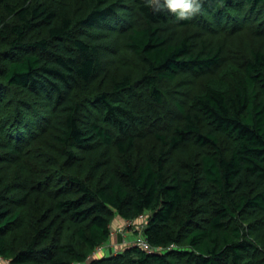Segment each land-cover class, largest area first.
I'll list each match as a JSON object with an SVG mask.
<instances>
[{
  "label": "trees",
  "instance_id": "trees-1",
  "mask_svg": "<svg viewBox=\"0 0 264 264\" xmlns=\"http://www.w3.org/2000/svg\"><path fill=\"white\" fill-rule=\"evenodd\" d=\"M190 2L0 0L10 264H264V0Z\"/></svg>",
  "mask_w": 264,
  "mask_h": 264
},
{
  "label": "rangeland",
  "instance_id": "rangeland-1",
  "mask_svg": "<svg viewBox=\"0 0 264 264\" xmlns=\"http://www.w3.org/2000/svg\"><path fill=\"white\" fill-rule=\"evenodd\" d=\"M207 36H208V40H210V41L216 42V41L222 40L221 39L222 38L221 37L222 33H218V34L209 33ZM239 39L240 38H239L238 35H235V36H232V37H225L223 39V40L226 41L225 42V50H226L225 51L226 52L225 55H226V57L229 58L230 54H233L232 56H236L237 55L236 52L232 53L233 50L237 51L238 53L244 51V46H242L241 41ZM188 85H189V83L188 84L187 83H181L179 88L185 90V89L189 88ZM172 95L173 94L171 93V96ZM144 221H145V216H143L142 218H139L137 221H135L132 224H127V223L123 222L120 225V228H122V230L124 231L125 238L127 240L126 242L131 243L134 240V237H135V234H136L135 231H134L135 230V226L136 225L141 226L144 223ZM114 225H115V222H114ZM112 229H113V227H112ZM120 249H122V248H120ZM105 250L107 251V253H115V252L119 251V250L113 251V248H110V247H106Z\"/></svg>",
  "mask_w": 264,
  "mask_h": 264
},
{
  "label": "built area",
  "instance_id": "built-area-1",
  "mask_svg": "<svg viewBox=\"0 0 264 264\" xmlns=\"http://www.w3.org/2000/svg\"><path fill=\"white\" fill-rule=\"evenodd\" d=\"M135 221H127L125 223L127 224H132L134 223ZM142 225L139 226V225H136L135 226V232H137L135 234V237H134V240L131 242V243H135L136 245L140 246L141 248H143L144 250L146 251H151L153 250L152 247L149 245V243L147 242V240L144 238V236L142 235L141 233V230H142ZM115 233H119V235L123 238V243H125L127 240L125 238V234H124V231L122 230V228H118L117 231H113L111 232V236H113ZM130 244V243H128ZM109 244L108 243H105L101 246H98L92 255H96V254H99V253H103L106 249V247H108ZM115 251L119 250L117 247H114ZM0 264H10L9 263V260L4 258L2 255H0ZM73 264H86L85 262H82V261H77V262H74Z\"/></svg>",
  "mask_w": 264,
  "mask_h": 264
},
{
  "label": "crops",
  "instance_id": "crops-1",
  "mask_svg": "<svg viewBox=\"0 0 264 264\" xmlns=\"http://www.w3.org/2000/svg\"><path fill=\"white\" fill-rule=\"evenodd\" d=\"M121 224H122V222L120 220L115 221V225H113L112 230L117 231V229L120 227ZM122 240H123V238H121V236L119 234L115 233L113 236H111V238L107 242L109 244L108 247L113 248V251H115L114 247H117L118 249H120L129 243V242L123 243ZM103 253H107V251L105 250Z\"/></svg>",
  "mask_w": 264,
  "mask_h": 264
},
{
  "label": "clouds",
  "instance_id": "clouds-1",
  "mask_svg": "<svg viewBox=\"0 0 264 264\" xmlns=\"http://www.w3.org/2000/svg\"><path fill=\"white\" fill-rule=\"evenodd\" d=\"M185 7L190 8L193 12L199 10V3L195 2V0H192V2L187 3Z\"/></svg>",
  "mask_w": 264,
  "mask_h": 264
}]
</instances>
